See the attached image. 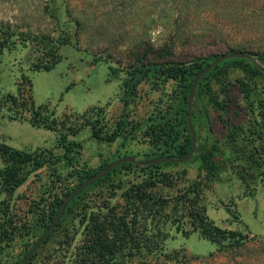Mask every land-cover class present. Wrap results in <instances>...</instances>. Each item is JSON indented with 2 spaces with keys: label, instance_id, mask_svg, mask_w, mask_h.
<instances>
[{
  "label": "rangeland",
  "instance_id": "374dc122",
  "mask_svg": "<svg viewBox=\"0 0 264 264\" xmlns=\"http://www.w3.org/2000/svg\"><path fill=\"white\" fill-rule=\"evenodd\" d=\"M88 1L91 10L96 4L99 6L97 11L101 8L100 0ZM47 3L52 4L50 0H0V20L9 21L20 29L57 35L54 18L44 9ZM71 3L74 11H79L83 5L82 0H71ZM172 7V0H137L131 10L126 9L122 26L109 24L100 35H82L79 42L82 49L62 46L61 59L49 71L34 70L32 64L36 55L33 47L30 43H17L1 57L0 96L20 92L24 96L31 95L36 105H46L50 113L58 120L68 121L67 124L80 125L85 118L94 120L101 114L102 123L106 124L104 130H111L123 109L124 70L118 65V59L125 57L128 41L141 32L156 43L165 39L170 28L165 26L171 23L175 11ZM199 10L195 12V18L191 17L192 30L216 23L214 18L199 15ZM153 21L157 22V27H153ZM218 26L221 28L219 23ZM251 26L259 34L264 33V15ZM117 36L120 37L117 48L120 56L116 48L111 50L109 47L111 60L105 53H100L101 59L96 60L95 53ZM254 58L258 62V58ZM112 67L121 70L116 75ZM211 84L225 105L218 108L203 100L204 113L209 118H204L202 125L197 123L196 147L200 144L209 148L210 144H216L213 160L217 170L213 174L206 169L194 151L189 161L161 166V171L170 172L175 178L178 176L175 187L164 188L162 192L166 197L172 196L184 183L195 180L199 183L207 218L219 228L247 234L248 239L244 247L233 254L230 248L219 250V245L197 232L183 235L169 221V235L163 243V251L177 254V257L161 264H182L183 256L191 259L186 264H264V76L249 78L241 69L230 68L224 77ZM175 89L173 81L158 87L140 84L130 104L129 118L143 120L166 109ZM209 120L211 123L207 124ZM58 132L57 129L34 127L27 120L9 119L4 111L0 112V142L14 148H49L59 154ZM229 133L234 135L233 141L228 140ZM70 138L78 142L77 164L84 168H97L104 161L113 162L124 156L141 160L152 150L141 133L133 139L120 137L114 142H106L94 137L90 126H85ZM141 177L139 168L121 167L104 181L86 189L63 214L48 239L39 245L29 264H74L85 236L83 218L97 213L104 215L107 206L121 204L122 189L115 185L120 181H138ZM79 183L71 168L57 162L54 167L44 166L31 173L13 193L0 195V207L8 200V211L14 219L27 223L26 229L14 234L10 241H0V264L20 262L24 252L40 238L42 228L34 227L36 217L48 213L52 202L63 198ZM176 258L179 261H175ZM142 261L145 259L135 256L128 261L117 260L116 264H143Z\"/></svg>",
  "mask_w": 264,
  "mask_h": 264
},
{
  "label": "trees",
  "instance_id": "16d2710c",
  "mask_svg": "<svg viewBox=\"0 0 264 264\" xmlns=\"http://www.w3.org/2000/svg\"><path fill=\"white\" fill-rule=\"evenodd\" d=\"M82 1L79 11H74L71 0H50L52 4L47 3L44 9L48 16L54 18L57 35L20 29L9 21L0 20V62L4 52L14 48L17 43H30L36 55L33 69L49 71L61 59L59 51L62 46L72 45L76 49H82L79 45L82 35H100L109 24L118 23L122 26L124 15L128 12L126 9L131 10L137 0H100L101 8L98 11L97 4L91 10L90 2ZM172 4L175 11L171 23L165 26L166 29L170 26L165 39L156 43L150 37L145 38V32H141L128 41L124 50L125 57H120L119 63L116 62L124 70L121 97L123 109L111 130H104L106 124L102 123L101 114L94 120L85 118L80 125L67 124L68 121L58 120L50 113L46 105H36L31 95L24 96L20 92L0 96V112L4 111L7 118L27 120L37 128L57 129V146L61 150L59 154L41 147L23 150L0 142V195L13 193L31 173L44 166L54 167L57 162H63L66 167L71 168L72 174L80 183L111 163L104 161L97 168H84L77 164L78 142L70 136L85 126H90L94 137L106 142H114L120 137L133 139L141 133L152 148L141 160L161 156L182 157L189 152L191 138L187 126V98L193 79L220 54L244 52L256 56L258 61L264 60V33L259 34L251 26L260 15H264V0H172ZM197 9H200L199 15L204 14L207 19L214 18L216 23L192 30L191 17H196ZM166 16L167 14L164 17ZM154 26L157 27L155 21ZM106 45L95 53L96 60L101 59L100 53H105V57L111 60L109 47L117 50L120 37H112ZM116 53L120 56L118 50ZM230 68L241 69L249 78L264 76V72L247 58L225 59L202 76L191 104V122L196 139L197 123L202 125L209 118L204 113L203 100L218 108L225 105L212 90L211 82L224 77ZM111 69L114 74L121 70L118 67ZM168 81L175 82L176 89L166 109L152 113L143 120L133 121L129 118L130 104L134 101L140 84L150 83L158 87ZM210 123V120L207 121V124ZM228 140H234L232 133L228 134ZM216 149V144L212 143L209 148L199 144L195 150L204 167L213 174L217 170V164L213 160V151ZM171 164L176 163H123L71 199L59 220L80 194L104 181L119 168L132 166L140 169L141 180L120 181L115 185L122 189L121 204L107 206L104 215L97 213L83 218L86 222L85 236L82 250L74 264H116L117 260L128 261L135 256L144 258L143 264H161L166 260H173L177 254L163 251V243L169 235V221L183 235L197 232L202 238L219 245V250L230 248L236 254L237 250L244 247L247 234L219 228L207 218L201 202L199 183L195 180L184 183L176 194L166 197L162 190L175 187L178 176L175 178L174 174L161 171V166ZM70 191L60 200L52 202L48 213L44 212L36 217L34 227L42 228L41 235L49 227L59 205ZM8 209L9 202L5 200L4 206L0 207L1 242L10 241L14 234L24 231L27 225L26 221L14 219ZM28 251L15 264H20ZM183 258L182 264L191 260L188 256ZM175 261L179 260L176 258Z\"/></svg>",
  "mask_w": 264,
  "mask_h": 264
},
{
  "label": "water",
  "instance_id": "95a60500",
  "mask_svg": "<svg viewBox=\"0 0 264 264\" xmlns=\"http://www.w3.org/2000/svg\"><path fill=\"white\" fill-rule=\"evenodd\" d=\"M230 58H247L251 60L259 70L264 72V60L261 59L257 62V60H255L253 55L244 53V52H229V53L220 54L213 61H211L208 65H206L202 70L198 72V74L193 79L191 89L189 91L188 98H187V110H188L187 111V126H188V130L190 133V138H191V148L185 156H182V157L161 156L158 158L148 159V160H139L133 156H124V157L118 158L114 160L113 162L109 163L106 167L96 172L95 174L91 175L90 177L82 181L81 183H79L75 188H73L69 192V194L63 199V201L59 205L49 227L40 236V238L34 243V245L30 248V250L28 251L26 256L23 258L20 264H27L31 260L37 248L39 247V245H41L47 239V237L52 233V231L56 227L57 222L63 210L65 209L67 204L71 201V199L75 197L78 193H80L83 189H85L87 186H89L90 184L98 180L99 178L103 177L104 175L108 174L109 172L114 170L116 167L126 162H133L139 165H148V164H159L162 162L189 161L191 157L193 156L195 148H196V138H195V133L192 127V122H191V104H192V100L195 94L197 83L202 76H204L209 70L215 67L218 63H220L221 61L225 59H230Z\"/></svg>",
  "mask_w": 264,
  "mask_h": 264
}]
</instances>
